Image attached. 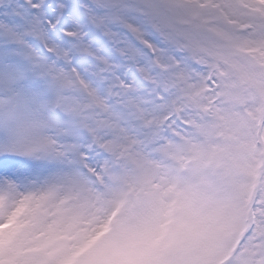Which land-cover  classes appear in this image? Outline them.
Masks as SVG:
<instances>
[{
  "label": "snow or ice",
  "instance_id": "1",
  "mask_svg": "<svg viewBox=\"0 0 264 264\" xmlns=\"http://www.w3.org/2000/svg\"><path fill=\"white\" fill-rule=\"evenodd\" d=\"M0 264H264V0H0Z\"/></svg>",
  "mask_w": 264,
  "mask_h": 264
}]
</instances>
